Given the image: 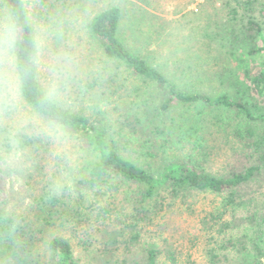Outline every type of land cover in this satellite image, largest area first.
<instances>
[{"label":"trees","instance_id":"trees-1","mask_svg":"<svg viewBox=\"0 0 264 264\" xmlns=\"http://www.w3.org/2000/svg\"><path fill=\"white\" fill-rule=\"evenodd\" d=\"M1 2L9 33L5 30L7 36L0 45L11 58L18 94L42 126L39 130L35 123L14 125L9 94L0 83V161L4 152L13 150L26 164L21 172L30 197L25 212L11 211L0 203V264H161L163 254L171 263L178 259L172 200L179 197L184 209H190L193 203L186 197L197 191L221 197L219 205L199 219L208 228L202 237L215 240L222 250L240 247L242 264H264V194L246 199V188L264 174V111L246 99L253 90L264 100V68L249 80L250 90L247 86L235 96L185 92L160 67L125 44L119 34L122 9L113 5L89 23L108 64L85 88L104 105H95V113L76 111L53 99L41 84L39 47L25 0ZM249 23L264 41L261 26ZM6 68L9 65L0 58V70ZM129 79L135 80L131 99L119 94L121 88L128 90ZM115 94H119L117 101L110 98ZM181 105L234 113V132L245 131L253 139L248 145L257 155L256 162L227 176L190 161L165 163L160 169L144 165L140 158L154 157L156 138L196 136L198 130L188 126L189 119L182 117L177 123L172 115ZM225 120L230 125V118ZM122 143L136 146L137 159L122 152ZM251 217L252 225L259 220L255 226L259 238L253 242L254 253L248 255L250 229L243 228L240 236L236 227ZM150 232L163 237L162 245L156 237H150L148 246L142 245ZM216 250L209 248L218 260Z\"/></svg>","mask_w":264,"mask_h":264},{"label":"rangeland","instance_id":"rangeland-1","mask_svg":"<svg viewBox=\"0 0 264 264\" xmlns=\"http://www.w3.org/2000/svg\"><path fill=\"white\" fill-rule=\"evenodd\" d=\"M25 4L38 42L41 84L53 99L76 111L95 113V105H104L85 88L95 74L105 71L107 63L89 23L98 12L113 5L122 9L119 34L125 44L160 67L185 92H203L211 97L235 96L243 93L247 86L250 90L249 80L264 68V50H260L264 41L249 23L251 20L258 23L264 37V0H25ZM6 16V9L0 11V39L7 36L5 30L9 33L8 21L3 18ZM2 46L0 58L9 68L5 72L0 70V83L6 88L4 93L9 94L12 122L19 127L35 123L40 130V119L32 115L18 94L11 58L6 56L8 50ZM126 76L122 72L121 78ZM230 81L237 84L232 85ZM133 82L132 79L127 82L128 90L119 89L122 97H133ZM250 93L251 97L246 99L257 103L264 111V100L253 90ZM118 95L109 96L117 101ZM156 95L153 93V97ZM172 115L177 123L182 117L189 119L188 126L198 130L196 136L182 138L175 134L168 140L164 136L156 138L154 157L140 158L144 165L160 169L165 163L190 161L215 175L227 176L256 162L257 155L248 145L253 139L245 131L234 132L237 123L234 113L204 105H181L173 109ZM226 117L230 118V125H226ZM122 144V152L137 159L140 154L134 150L136 146ZM24 165L13 150L4 152L0 161V203L11 211L25 212L30 204L21 172ZM249 186L247 201L263 195L264 174ZM193 194L186 197L193 203L190 209H184L186 206L179 197L172 200L171 222L177 236L174 243L178 259L169 263L163 254L161 264L244 263L240 247L222 250L215 240L202 237L203 233H208V228L201 225L199 219L214 210L221 197L210 192ZM244 214L250 215L249 212ZM251 220L254 219H245L246 223L236 227L240 236L243 228L250 229L252 243L248 246L250 250L245 251L248 255L253 252L254 240L259 238V230L255 228L259 220L255 219V225ZM261 224L264 231V221ZM150 229L155 228L151 225ZM152 233L144 237L143 246H148L150 237H156L154 239L162 245L163 237ZM221 237L218 238L220 243ZM210 247L218 249L215 252L220 255L219 261L212 258ZM224 254H228V259Z\"/></svg>","mask_w":264,"mask_h":264},{"label":"clouds","instance_id":"clouds-1","mask_svg":"<svg viewBox=\"0 0 264 264\" xmlns=\"http://www.w3.org/2000/svg\"><path fill=\"white\" fill-rule=\"evenodd\" d=\"M11 42H12V40H11V36L9 35V39H8V44H9V46H11Z\"/></svg>","mask_w":264,"mask_h":264}]
</instances>
